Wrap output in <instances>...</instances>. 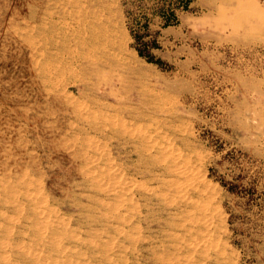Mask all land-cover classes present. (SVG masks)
<instances>
[{"label": "rangeland", "instance_id": "374dc122", "mask_svg": "<svg viewBox=\"0 0 264 264\" xmlns=\"http://www.w3.org/2000/svg\"><path fill=\"white\" fill-rule=\"evenodd\" d=\"M81 18L91 28L102 22L106 33L109 19L115 26L102 37L103 75L83 89L66 88L65 76L49 96L34 64L68 61L65 36ZM76 104L168 146L178 177L164 179H179L180 188L158 190L169 210L155 203L149 218L145 209L139 217L127 211L156 184L135 176L133 146L97 138L87 148ZM87 168L98 174L85 182ZM100 172L112 178L94 180ZM121 181L135 188H117L123 204L114 214L118 200L94 188ZM28 192L44 203L29 204ZM40 207L52 211L41 214L49 226ZM181 208L191 234L176 225ZM0 216V264H264V0H0Z\"/></svg>", "mask_w": 264, "mask_h": 264}, {"label": "bare ground", "instance_id": "6f19581e", "mask_svg": "<svg viewBox=\"0 0 264 264\" xmlns=\"http://www.w3.org/2000/svg\"><path fill=\"white\" fill-rule=\"evenodd\" d=\"M76 4V3H75ZM103 6V5H102ZM74 7V6H73ZM110 9V8H109ZM85 12V11H84ZM36 13V12H35ZM37 13H39V12H37ZM86 13V12H85ZM84 13V14H85ZM98 13V12H97ZM108 13V12H107ZM45 14V13H44ZM112 14V13H111ZM51 15V14H50ZM60 15V14H59ZM74 15V14H73ZM95 15V14H94ZM45 16V15H44ZM101 16V15H100ZM36 17V16H35ZM95 17V16H94ZM93 17V18H94ZM102 17V16H101ZM46 18V17H45ZM88 18V17H87ZM89 18H91V16L89 17ZM98 18H99V16H98ZM32 19V18H31ZM44 19V18H43ZM75 19V18H74ZM95 19V18H94ZM36 20V19H35ZM86 20L87 19H83L82 20V18H81V21H80V24H79V26H78V28L77 29H75L74 31H73V35H70V36H65L66 37V42L68 43V45L66 44V46H65V48H64V51L66 52V53H68V55L69 56H71L70 58H69V60L67 61L66 60V62L63 64L62 62H57V63H55V62H52V63H50V64H48V63H40V62H38V59H37V63L36 64H34V71L36 72V75L39 77V78H41L42 79V84L43 85H50V87H48V89L50 88V90L47 92V94L50 96L51 94H50V92H52L51 90H54V88L56 87V82H59V80L60 79H62V78H64L65 76H68L69 77V79L67 80L68 82L66 83V88H69V87H77V88H85L88 84H89V81H91V77H100V76H102L103 75V71H102V62H103V60L106 58V48L108 47V45L106 44V43H104L103 42V35H104V33H106V31H105V26L106 25H104L102 22H98V24H97V26L95 25V28L92 26V28L91 27H88V25L87 26H84L83 25V23H85L86 22ZM90 20H92V19H90ZM41 21V20H40ZM92 21H94V20H92ZM96 21H98V20H96ZM99 21H101V19H99ZM109 21V29H107V33L108 34H112L115 30H114V28H115V26L111 23V21H110V19L108 20ZM39 22V21H38ZM44 22V21H43ZM49 22H50V20H49ZM72 22V21H71ZM36 23V22H35ZM45 23V22H44ZM48 23V22H47ZM73 23V22H72ZM90 23V22H89ZM38 24V23H37ZM49 24V23H48ZM55 24V23H54ZM54 24H53V27H54ZM91 24V23H90ZM103 24V25H102ZM43 25V24H42ZM68 25V24H67ZM86 25V24H85ZM94 25V24H93ZM26 26V25H25ZM39 28V27H38ZM37 28V29H38ZM49 28H51V27H49ZM55 28V27H54ZM107 28V27H106ZM53 29V28H52ZM26 30V29H25ZM50 30V29H49ZM70 30V29H69ZM56 31V30H55ZM69 32V31H68ZM34 33V32H33ZM43 33V32H42ZM41 33V34H42ZM46 33V32H45ZM106 33V34H107ZM26 34V33H25ZM27 35H28V32H27ZM55 35V34H54ZM41 36V35H40ZM53 35H51V37H52ZM57 36V35H56ZM62 36V35H61ZM58 38H59V36H58ZM27 41H28V39H27ZM30 41V40H29ZM53 41H54V39H53ZM48 42V41H47ZM33 43V42H32ZM55 43H58V42H55ZM55 43L54 44H52V49L54 48V46H56L55 48H57V46L58 45H55ZM62 43V42H61ZM26 44H27V42H26ZM28 44H30V43H28ZM48 44V43H47ZM121 44V43H120ZM119 44V45H120ZM36 45V47H37V45L39 46V43L38 44H35ZM44 45V44H43ZM50 45V44H49ZM112 45V44H111ZM44 46H46V45H44ZM109 46H110V44H109ZM113 46V45H112ZM43 47V46H42ZM115 47V46H114ZM40 48V47H39ZM62 48V47H61ZM42 49V48H41ZM47 49H49V48H47ZM60 49V48H59ZM59 49H56V51H58ZM113 49V48H112ZM35 50V49H34ZM38 50V49H37ZM54 50V49H53ZM44 51V50H43ZM48 51V50H47ZM52 51V50H51ZM34 52V51H33ZM54 52V51H53ZM59 52V51H58ZM37 53V52H36ZM38 53H39V51H38ZM41 53H43V52H41ZM40 53V54H41ZM62 53H63V51H62ZM61 53V54H62ZM117 53V52H116ZM45 54H46V52H45ZM48 54V53H47ZM46 54V55H47ZM37 55V54H36ZM35 56V55H34ZM44 56V55H43ZM36 57V56H35ZM34 57V58H35ZM37 58V57H36ZM49 58V57H48ZM53 58V57H52ZM47 59V58H46ZM108 59V58H107ZM35 60V59H34ZM49 60V59H48ZM51 60V59H50ZM40 61V60H39ZM54 61V60H53ZM63 61V60H62ZM48 62V61H47ZM32 64V63H31ZM105 66V65H104ZM122 67V66H121ZM104 68V67H103ZM110 69V68H109ZM32 70V69H31ZM105 72V71H104ZM32 73V72H31ZM115 73V72H114ZM33 76V75H32ZM101 78V77H100ZM97 79V78H96ZM41 82V81H40ZM61 82V81H60ZM41 84V85H42ZM121 84V83H120ZM125 84V83H124ZM40 85V84H39ZM64 86H65V84H63ZM110 85V84H109ZM42 87H44V86H42ZM46 88V87H45ZM65 88V89H66ZM81 89V90H82ZM86 90V89H85ZM53 92H56V91H53ZM56 93H58V92H56ZM55 93V94H56ZM115 93V92H114ZM45 94V93H44ZM46 94V95H47ZM46 95H45V97H46ZM59 95V94H58ZM70 95V94H69ZM102 95V94H101ZM72 96V95H71ZM48 97V96H47ZM86 97V96H85ZM20 99V98H19ZM61 99V98H60ZM64 99V98H63ZM75 99V98H74ZM13 100V99H12ZM59 100V99H58ZM10 101V100H9ZM53 101V100H52ZM51 101V102H52ZM71 101V100H70ZM59 102H60V100H59ZM97 102V101H96ZM65 103V102H64ZM70 103V102H69ZM46 104V103H45ZM52 104V103H51ZM53 105V104H52ZM61 105V104H60ZM64 105V104H63ZM77 105V104H76ZM67 106V105H66ZM48 107H49V105H48ZM52 106H50L49 108H51ZM55 107V106H54ZM62 107V106H61ZM69 107V106H68ZM78 108V109H77ZM83 105L82 104H78L77 106H75L74 105V107H72L71 108V111H72V109H73V111H72V114L73 113H75V116H76V118L78 119V122H80V123H84V124H87L89 127H88V129H81L80 130V132L81 133H83V136H85L84 137V141H83V139H82V141H83V144L85 143V141H86V147L88 148H93V145H95V142H97V138H99V139H104V141L106 140V144H108V146L109 145H111L112 147H114V144L116 145L115 147L116 148H118V149H123V148H125V150H126V148L128 147V146H133V149H132V151H131V154L132 153H135V154H137V155H139V164H137L136 166H137V168H135V169H133V172H134V174H135V176H138V177H141V178H144V179H146L148 182H152V183H155L156 185H150V186H153V187H151V188H146V186H145V189H144V192L142 193V194H140L141 195V197H142V199H143V201H145L144 203L145 204H139L138 202H137V204H134L133 205V207H131V205H130V209H127V211H131L135 216H140L141 215V213H142V211H143V209H145L146 210V215H145V217H148L149 215H150V212H151V210H153L152 208H153V206L155 205V203H156V205L159 207V209H161V210H169L170 209V205H169V203H167V202H169V201H167V200H165V201H167V202H165L163 199H164V197L165 196H163V190H161V192L159 191L158 192V190L159 189H162V188H166V190L167 189H169L170 190V188L172 189L173 187L175 188V187H178V185H179V179H178V182L176 181V180H174V179H170V181L168 180V178L167 179H164V176H170V177H173L174 175H176V173H177V171H176V169L175 168H172L173 166V164L172 163H174L173 161H171L172 163H170V161H169V155L167 154V152L166 151H169V149L168 150H166L167 149V147H166V149H163L161 146V148L160 147H158L159 145H157V143H156V141L155 142H151V140H150V144H148L147 142V140H149L150 139V137H152V135H150V136H148L147 134H146V132H144V131H141V129L140 130H138L139 129V127H138V129H136L137 127H132V125H131V127H129L128 126V124H125V123H122V122H120L119 120H118V122L116 121V119H114V118H112V117H105L104 119H102V121L101 122H98V120H97V118L95 117V115H92L90 112V114L89 113H87V112H83V111H81V110H83ZM57 109V108H56ZM85 109V108H84ZM96 109V108H95ZM62 110V109H61ZM78 110V111H77ZM50 111V110H49ZM60 111V110H59ZM63 112V111H62ZM70 112V111H69ZM47 113V112H46ZM71 113V112H70ZM69 113V114H70ZM64 114V113H63ZM66 114H68V112L66 113ZM132 116V115H131ZM100 117V116H99ZM134 117V116H133ZM101 118V117H100ZM102 118H103V115H102ZM76 119V120H77ZM99 119V118H98ZM122 121V120H121ZM126 121V120H125ZM130 122V121H129ZM150 122V121H149ZM148 122V123H149ZM86 126V125H85ZM154 126H156V125H154ZM144 127V126H143ZM142 128V127H141ZM145 128V127H144ZM148 128V127H147ZM154 128V127H153ZM143 130V129H142ZM153 130V129H152ZM150 131V130H149ZM151 132V131H150ZM154 133V132H153ZM85 134V135H84ZM81 136H82V134H81ZM161 136H163V135H161ZM155 138V137H154ZM176 139V138H175ZM136 140H141V141H138V142H140V143H144V148H139V147H137V145H135V141ZM152 140H154V139H152ZM137 142V143H138ZM139 144V143H138ZM160 144V143H159ZM97 145V144H96ZM165 144L163 143L162 144V146H164ZM79 146V145H78ZM99 146V145H98ZM139 146V145H138ZM141 146V145H140ZM166 146V145H165ZM83 147V146H82ZM84 149H85V147H84ZM95 149V148H94ZM130 149V148H129ZM173 149H175V148H173ZM87 150V149H86ZM172 150V147H171V149H170V151ZM177 150V149H176ZM175 150V151H176ZM97 151L99 152V150L97 149ZM101 151V150H100ZM129 152V151H128ZM172 152V151H171ZM178 152V151H177ZM176 152V153H177ZM119 153V152H118ZM121 153V152H120ZM175 153V152H174ZM181 153V152H180ZM86 154V153H85ZM100 154V153H99ZM98 154V155H99ZM106 154V153H105ZM145 154H147L148 155V157H151V159H150V161L151 162H149V164L146 166V168L145 169H142L143 167H142V165H143V156L145 155ZM172 154V153H171ZM182 154V153H181ZM122 155V154H121ZM128 155H129V153H128ZM133 155V154H132ZM176 155V154H175ZM87 156V155H86ZM89 156V155H88ZM95 156V155H94ZM102 156V155H101ZM104 156H109V155H104ZM123 156V155H122ZM135 156V155H134ZM92 157H93V155H92ZM120 157V156H119ZM128 157V156H127ZM130 157V156H129ZM173 157H174V154H173ZM90 159H91V156L89 157ZM132 158V157H131ZM178 159V157H175L174 158V161H176L177 159ZM90 159H88V161L90 160ZM95 159V158H94ZM98 159V158H97ZM120 159V158H119ZM125 159V158H124ZM148 159V158H147ZM172 159V158H171ZM170 159V160H171ZM176 159V160H175ZM92 160V159H91ZM98 160H100V159H98ZM102 160H103V158H102ZM109 160V159H108ZM180 160V159H179ZM94 161V160H93ZM93 161H90V162H93ZM97 161V160H96ZM146 161V160H145ZM145 161H144V163H145ZM149 161V160H148ZM98 162V161H97ZM103 162V161H102ZM107 162V161H106ZM105 162V163H106ZM166 162H169V164H171V165H169V166H167L168 164L166 163ZM126 163V162H125ZM189 163V162H188ZM93 164H96V162L95 163H93ZM101 164V163H100ZM165 164H167V165H165ZM87 165H88V163H87ZM107 165V164H106ZM105 165V166H106ZM145 165V164H144ZM179 165H180V163H179ZM182 166H184L183 164H181ZM186 165V164H185ZM85 166V165H84ZM111 166V165H110ZM177 166V169H178V164L176 165ZM86 167V166H85ZM84 167V168H85ZM99 167V166H98ZM107 167V166H106ZM115 166H113L112 168H114ZM118 167V166H117ZM142 167V168H141ZM145 167V166H144ZM175 167V166H174ZM126 168V167H125ZM124 168V169H125ZM128 168V167H127ZM181 168V167H180ZM186 168V167H185ZM184 168V169H185ZM102 169V168H101ZM108 169H111V167L110 168H108ZM184 169H182V170H184ZM82 170H84L83 168H82ZM113 170V169H112ZM181 170V169H180ZM101 171V170H100ZM103 171H105V170H103ZM107 171V170H106ZM111 171V170H110ZM109 171V172H110ZM114 171V170H113ZM119 171V170H118ZM109 172H103V173H101L100 172V175H98L97 177L95 176V178H94V180H98L99 182L100 181H104L105 179H111L112 178V175L109 173ZM115 172V171H114ZM113 172V173H114ZM124 172V171H123ZM127 172H128V170H127ZM131 172V171H130ZM132 172V173H133ZM182 173H183V171H181ZM181 172L179 173V175L181 174ZM81 173H82V171H81ZM92 173H96L95 171L93 172L92 171V168H91V171L90 170H88V168H87V170L86 171H83V177H85L86 178V180H84L85 182H88V180H91L92 179ZM119 173V172H118ZM125 173V172H124ZM124 173H122V175H124ZM185 173H186V170H185ZM189 173V172H188ZM96 174H98V173H96ZM95 174V175H96ZM131 174V173H130ZM117 175H119V174H117ZM133 175V174H132ZM186 175H188V174H186ZM192 175V174H191ZM127 176V175H126ZM177 176V175H176ZM181 176V175H180ZM178 177V176H177ZM177 177H175L176 179H177ZM182 177V176H181ZM184 178H185V176H183ZM183 177H182V179H183ZM90 178V179H89ZM127 178V177H126ZM125 178V179H126ZM10 179V178H9ZM104 179V180H103ZM122 179H124V178H122ZM187 179H192V178H187ZM117 180V179H116ZM127 180V179H126ZM129 180V179H128ZM110 181V180H109ZM131 181V180H130ZM129 181V183L131 184V186H132V182H130ZM136 181H138L137 179H136ZM140 181V180H139ZM146 181V182H147ZM182 181V180H181ZM185 181H186V179H185ZM29 182V181H28ZM91 182V181H90ZM96 182V181H95ZM105 182H106V180H105ZM104 182V184L106 185V183ZM111 182H112V180H111ZM111 182H110V184H111ZM127 182V181H126ZM134 182V181H133ZM183 182V181H182ZM196 182V181H195ZM101 183V182H100ZM115 183V182H114ZM117 183H118V181H117ZM124 183L125 182H122L121 181V185L119 186V187H117V186H114V187H112V186H110L109 187V184H108V186H105L104 184L103 185H96V187L95 186H93V188L94 189H97L98 191H100V192H102L103 194H105L106 195V197L108 196V197H114L116 200H118L117 202L118 203H116L117 205L115 206V209H114V212H115V210L116 211H118L119 212V210L121 209V207H122V204H123V202H122V204H121V201L119 200L120 198L119 197H117V196H119V195H117V193H118V191H117V188L119 189V188H122L124 191L125 190H127L128 191V193H129V186L127 185V187L128 188H126L125 187V185H124ZM128 183V182H127ZM128 183V184H129ZM183 183H187V182H183ZM189 183H191V182H188L187 183V185L189 184ZM3 184V183H2ZM24 184V183H23ZM91 184H92V182H91ZM99 184V183H98ZM134 184V183H133ZM6 185V184H5ZM114 185V184H113ZM119 185V184H118ZM182 185H184L185 186V188H186V186L187 185H185V184H182L181 183V187H182V189H184L183 188V186ZM9 186V185H8ZM23 186V185H22ZM25 186H26V184H25ZM40 186V185H39ZM139 185H137V187H138ZM142 186V185H141ZM28 189L27 190H29V188L30 187H28V186H26ZM37 187V186H36ZM4 188V187H3ZM14 188V187H13ZM23 188V187H22ZM134 186H133V188L132 189H130L131 191L132 190H134ZM142 188V187H141ZM141 188H140V190H141ZM179 188V187H178ZM197 188V187H196ZM5 189V188H4ZM180 189V188H179ZM188 189V188H187ZM3 190V189H2ZM9 190V189H8ZM37 190V189H36ZM96 190V191H97ZM122 190V191H123ZM139 189L137 188V191H138ZM143 190V189H142ZM178 190V189H177ZM198 190V189H197ZM11 191V190H10ZM18 191V190H17ZM171 191V190H170ZM178 193H179V190L177 191ZM185 192V191H184ZM193 193H196V192H194V191H192ZM29 194L27 195V193L25 194L26 196H27V201H28V203L29 204H32V205H35V207L36 206H41L40 204L39 205H37L36 203H44L43 202V200L42 201H39V199H38V196H36V195H33L34 194V192H33V194H31V192H28ZM101 193V194H102ZM125 193V192H124ZM127 193V192H126ZM139 193V192H138ZM166 193V192H165ZM174 193H176V191L174 192ZM180 193H182V192H180ZM192 193V194H193ZM101 194H100V196H101ZM136 194V193H135ZM41 195V194H40ZM121 195H122V193H121ZM124 195H126V194H124ZM168 195V194H167ZM171 195V194H170ZM176 195V194H175ZM25 196V197H26ZM136 196V195H135ZM181 196V195H180ZM191 196V195H190ZM193 196V195H192ZM2 197V196H1ZM23 197V196H22ZM104 197V196H103ZM105 197V198H106ZM123 197V195L121 196V198ZM185 197V196H184ZM187 197V196H186ZM185 197V198H186ZM14 198V197H13ZM119 198V199H118ZM124 198V197H123ZM126 199H127V197H125ZM174 198V197H173ZM181 198V197H180ZM179 197L177 198V199H180ZM183 198V197H182ZM181 198V199H182ZM185 198H183L182 200H184ZM195 198V197H194ZM44 199V198H43ZM114 199V200H115ZM9 200V199H8ZM24 200V199H23ZM115 200V201H116ZM123 200V199H122ZM125 200V199H124ZM131 200H133V196H131V199L130 200H128V201H131ZM189 200H190V198H189ZM188 200V201H189ZM10 201V200H9ZM127 201V202H128ZM180 201V200H179ZM178 201V202H179ZM184 201H186V200H184ZM184 201H180L181 203L182 202H184ZM191 201V200H190ZM25 202V201H24ZM109 202V201H108ZM111 202H113V201H111ZM110 202V203H111ZM177 202V203H178ZM1 203H3V202H1ZM12 203V202H11ZM101 205H103V202L101 201V202H99ZM114 203V202H113ZM193 203V202H192ZM47 204V203H46ZM176 204V203H175ZM183 204V203H182ZM186 204V203H185ZM188 204V203H187ZM44 205V204H43ZM42 205V206H43ZM114 205H115V203H114ZM127 205V204H126ZM177 205H180L181 206V204H177ZM189 205V204H188ZM187 205V206H188ZM31 206V205H30ZM104 206V205H103ZM102 206V207H103ZM107 206V205H106ZM111 207H112V205H110ZM183 206V205H182ZM194 206H196V205H194ZM33 207V206H32ZM105 207V206H104ZM110 207V208H111ZM124 207V206H123ZM128 207V206H127ZM173 207H174V205H173ZM177 207V206H176ZM186 207V206H185ZM184 207V208H185ZM34 208V207H33ZM113 208H114V206H113ZM169 208V209H168ZM184 208H181V209H179V210H182V209H184ZM34 209H36L37 210V208H34ZM34 209H32L34 212L36 211V210H34ZM40 209H41V207H40ZM42 211H39L40 212V215L41 214H43V216H45L47 213H48V215H51L50 213L52 212V211H50V209L49 208H47V209H41ZM178 210V211H179ZM187 210V209H186ZM203 210H204V208H203ZM53 211H55L56 212V210H53ZM201 211V210H200ZM205 212H206V210H204ZM204 211H202L201 212V214L204 212ZM122 212V211H121ZM179 212H181V211H179ZM184 212V213H183ZM189 212V211H188ZM204 212V213H205ZM144 213V212H143ZM182 213H183V222L180 224H176L177 226H178V228H180L181 230H183V232L184 233H187V234H191V226H190V223L191 222H193V220L191 221L189 218H188V215H187V211H184V210H182ZM192 213V212H191ZM109 214H110V212H109ZM114 214H117V212H115ZM122 214V213H121ZM173 214V213H172ZM190 214V213H189ZM206 214V213H205ZM126 215V214H125ZM125 215L123 216V217H125ZM130 215H132V214H130ZM130 215H128V216H130ZM38 216V215H37ZM42 215H41V217L40 218H42V220H44V221H42L43 223H45L47 226H49L48 225V223H49V220L47 219L46 220V218H44ZM106 216V215H105ZM119 216H121V215H119ZM176 216V215H175ZM191 217H192V214L190 215ZM194 217H195V215H193ZM205 216V215H204ZM1 217V216H0ZM33 217V216H32ZM104 217V216H103ZM113 217H115V215L113 216ZM116 217H117V215H116ZM133 217V216H132ZM142 218H143V216H141ZM176 217H180V214H178L177 213V216ZM182 217V216H181ZM5 218V217H4ZM49 218V217H48ZM58 218H60V216L58 217ZM118 218V217H117ZM122 218V217H121ZM121 218H119V219H121ZM134 218V217H133ZM149 218V217H148ZM193 218V217H192ZM196 218V217H195ZM51 219V218H50ZM53 219V218H52ZM62 219V218H61ZM60 219V221H62ZM127 219V218H126ZM197 219V218H196ZM201 219V218H200ZM6 220V219H5ZM54 220V219H53ZM115 220V219H114ZM118 220V219H117ZM122 220V219H121ZM121 220H119L120 222H124L125 223V220L124 221H121ZM130 220V219H129ZM128 220V221H129ZM146 220V219H145ZM204 220V219H203ZM37 221V220H36ZM41 221V220H40ZM51 221V220H50ZM57 221H59V220H57ZM195 221V220H194ZM53 222V221H52ZM55 222V221H54ZM41 223V222H40ZM42 223V224H43ZM59 224V223H58ZM46 225H45V227H46ZM121 225V224H120ZM191 225H193V223H191ZM43 226V225H42ZM54 226V225H53ZM190 226V227H189ZM194 226V225H193ZM57 227V226H56ZM40 228V227H39ZM42 229V228H41ZM40 229V230H41ZM43 229H44V227H43ZM39 230V231H40ZM193 230H195L194 228H193ZM196 230H198V226H197V229ZM195 230V231H196ZM44 231L45 230H42V231H40L39 233H41V232H43V234L45 235V233H44ZM199 232V231H198ZM194 233V232H193ZM48 234V233H47ZM41 235V234H40ZM193 235V234H192ZM195 235H197V232H196V234ZM3 236V235H2ZM42 236V235H41ZM192 243V242H191ZM168 244V243H167ZM3 245H4V243H3ZM2 245V246H3ZM180 245V244H179ZM4 249V248H3ZM17 249H18V247H17ZM185 249V248H184ZM5 250V249H4ZM164 250V249H163ZM165 252V251H164ZM173 252V251H172ZM176 255V254H175ZM35 257V256H34ZM163 258H164V256H163ZM187 260V259H186ZM169 261V260H168ZM178 262H180V261H178Z\"/></svg>", "mask_w": 264, "mask_h": 264}, {"label": "trees", "instance_id": "16d2710c", "mask_svg": "<svg viewBox=\"0 0 264 264\" xmlns=\"http://www.w3.org/2000/svg\"><path fill=\"white\" fill-rule=\"evenodd\" d=\"M141 55H143V54L141 53ZM149 61L153 62V59L149 58ZM156 63L160 64L161 62L160 61H156Z\"/></svg>", "mask_w": 264, "mask_h": 264}, {"label": "crops", "instance_id": "0c3cea01", "mask_svg": "<svg viewBox=\"0 0 264 264\" xmlns=\"http://www.w3.org/2000/svg\"><path fill=\"white\" fill-rule=\"evenodd\" d=\"M168 28H170V29H174L173 27H168Z\"/></svg>", "mask_w": 264, "mask_h": 264}]
</instances>
